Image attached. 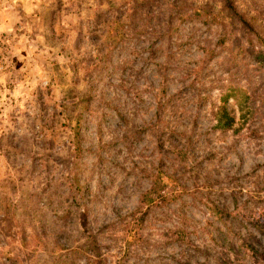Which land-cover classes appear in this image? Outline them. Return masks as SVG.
I'll use <instances>...</instances> for the list:
<instances>
[{
    "label": "rangeland",
    "instance_id": "1",
    "mask_svg": "<svg viewBox=\"0 0 264 264\" xmlns=\"http://www.w3.org/2000/svg\"><path fill=\"white\" fill-rule=\"evenodd\" d=\"M180 1L0 0V264H51L63 223L102 264H264V65L226 63L248 30L219 0Z\"/></svg>",
    "mask_w": 264,
    "mask_h": 264
},
{
    "label": "trees",
    "instance_id": "2",
    "mask_svg": "<svg viewBox=\"0 0 264 264\" xmlns=\"http://www.w3.org/2000/svg\"><path fill=\"white\" fill-rule=\"evenodd\" d=\"M170 1L174 4V6H180L182 2L180 0H166V3ZM219 3L221 4V9L223 11L242 22L248 30V34L245 36L242 35V37H235V34L232 32L229 34L227 33V36L232 41V44L227 48L228 59L226 63L229 66H234V69H238V58L250 55L256 62L264 65V33H259L250 22L244 19L243 15L236 11L232 0H219ZM168 13L170 20L171 18L173 20L175 12L168 10ZM191 16L192 18L199 19V21L203 23H207L206 16H204L203 13H194ZM159 49L160 48L156 49L157 52ZM207 54H209V56H213L212 51H207ZM235 62L236 64H234ZM67 181H71V184H69L68 187H66L65 182L56 183L50 194L53 195V199L55 198L59 205L67 206L69 210L73 207L75 208L74 211H65L63 216L56 217L57 221H62V217L64 219H71L74 212L84 206L82 198L83 188L79 183L77 175H73V178H68ZM39 224L44 225L47 224V222L41 221ZM66 225L67 224L63 223V225H60L55 230L59 235L66 237L67 240L64 243H60L58 241L53 242L52 244L50 243L48 247L44 249L50 253L57 251L59 254V258L54 259L51 264H102L101 255L98 252V246L96 245L94 237L90 234L88 236H84L85 234L79 231V234L83 237V239L81 241H77L76 239L70 241L68 238H70L71 232L67 231L68 229H66ZM33 230L36 232L39 231L38 228H33ZM51 230L52 227H48L42 232L45 234V231L50 232ZM48 234L49 233H47V235ZM36 242H38V238ZM41 245L42 244H38V246Z\"/></svg>",
    "mask_w": 264,
    "mask_h": 264
}]
</instances>
